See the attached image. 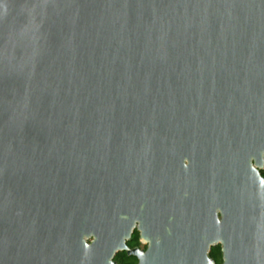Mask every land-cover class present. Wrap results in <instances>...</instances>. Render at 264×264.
I'll use <instances>...</instances> for the list:
<instances>
[{"label": "water", "instance_id": "95a60500", "mask_svg": "<svg viewBox=\"0 0 264 264\" xmlns=\"http://www.w3.org/2000/svg\"><path fill=\"white\" fill-rule=\"evenodd\" d=\"M134 158L206 164L213 240L262 229L264 0H0V264L124 248Z\"/></svg>", "mask_w": 264, "mask_h": 264}, {"label": "flooded vegetation", "instance_id": "af4514ba", "mask_svg": "<svg viewBox=\"0 0 264 264\" xmlns=\"http://www.w3.org/2000/svg\"><path fill=\"white\" fill-rule=\"evenodd\" d=\"M164 164L130 160L124 248H116L110 233L109 240L86 234L65 242L75 248L64 250V264H264V226H239L235 250L213 240L206 164L184 158L174 171ZM258 172L264 178V163Z\"/></svg>", "mask_w": 264, "mask_h": 264}]
</instances>
